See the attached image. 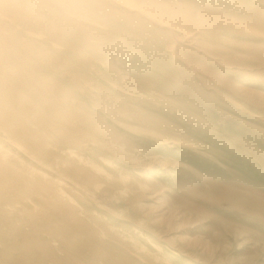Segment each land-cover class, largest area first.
I'll list each match as a JSON object with an SVG mask.
<instances>
[{"label": "rangeland", "instance_id": "1", "mask_svg": "<svg viewBox=\"0 0 264 264\" xmlns=\"http://www.w3.org/2000/svg\"><path fill=\"white\" fill-rule=\"evenodd\" d=\"M0 166L5 264H264V0H0Z\"/></svg>", "mask_w": 264, "mask_h": 264}, {"label": "bare ground", "instance_id": "2", "mask_svg": "<svg viewBox=\"0 0 264 264\" xmlns=\"http://www.w3.org/2000/svg\"><path fill=\"white\" fill-rule=\"evenodd\" d=\"M2 173L5 174L6 176L9 175L7 174L6 170H5V167L3 166H0V179H1V176H2ZM4 201V198H3V195H2V192L0 190V202H3ZM5 202V201H4ZM0 217H4L2 214H0ZM2 226H1V223H0V240L3 239V241L6 243L5 245V248H9L10 251H9V255L10 257H15L14 255H17L18 252H20L21 250L18 249V247L13 244L14 242H16L15 240H12L11 238H4L3 234H2ZM27 247V246H26ZM12 254V256H11ZM27 255V259H23L22 262H24L25 264H53L52 261L48 260V261H41L40 259L36 258L35 256H32L31 254H28V252L26 251H22L20 253V255ZM3 262H7L6 260L4 259H0V264H5ZM63 262V261H62ZM72 264L71 260L70 259H65V261L63 262V264Z\"/></svg>", "mask_w": 264, "mask_h": 264}]
</instances>
